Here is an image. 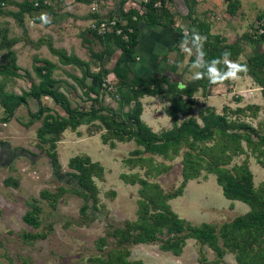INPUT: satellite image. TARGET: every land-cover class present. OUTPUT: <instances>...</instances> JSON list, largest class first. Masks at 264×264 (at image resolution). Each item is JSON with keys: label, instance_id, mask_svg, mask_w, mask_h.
Listing matches in <instances>:
<instances>
[{"label": "rangeland", "instance_id": "1", "mask_svg": "<svg viewBox=\"0 0 264 264\" xmlns=\"http://www.w3.org/2000/svg\"><path fill=\"white\" fill-rule=\"evenodd\" d=\"M174 1H165L163 7L173 19H164L163 22L168 24L171 30H174L175 26V29L180 30L178 34L187 26L192 29L191 36H195L196 23L209 20L210 24L206 23L210 25L209 34L220 37L224 43H232L231 41L234 42L235 39L241 38L245 32L254 34L253 29L264 22V16L261 14L264 11V0H240L237 9L240 10L234 16H229L226 12L224 0H217L218 2L211 0V2H216L215 10H212L210 14L207 12L211 11L207 7L210 1L184 0V3L192 10L190 12L189 9V15H191L188 19L175 17L176 9H182V12L186 9L183 6L179 8ZM107 3L99 4V6L102 10H106V16H109L112 9ZM124 3H126L124 6L126 10L133 7L139 12L143 10L142 0H124L122 5ZM53 5H58V2L56 1ZM6 9H14V7L6 6ZM84 9L81 8L77 12L81 13ZM42 14L45 13H41L40 16ZM258 15H261L260 21H257ZM23 17L22 26L19 27L12 17L0 16V29L3 27L7 29L5 38H15L9 50L18 64L16 70L18 77H14L16 78L15 83L13 82L14 84L10 86V81L14 78L10 79V83L8 82L4 89L7 91L11 87L18 93L29 87V80L22 77L23 70H27L30 76L35 77L31 70L34 57L57 62L55 55L48 51L45 44L36 43L38 39H47L55 47H63L66 54H71L72 48L75 47L82 53L81 55L86 57V50L80 45L77 47L79 40L77 35L66 33L70 31L67 28L75 25L74 21L71 22L69 18L63 19L62 17L58 19L56 15L53 17L47 15L50 21L48 23L51 25L39 27L35 26L27 15ZM5 23L10 24L9 29ZM185 34H181L180 39H186L183 37ZM186 40L190 46L189 49L192 48L193 52H196V47L189 39ZM1 41H3L2 38H0V43ZM92 45H96V50L100 48L96 41ZM92 45L90 52L93 51ZM258 46L264 47V43ZM13 47L17 52H14ZM252 50V53H255L258 50L257 45L252 46ZM5 52L6 49L2 47L0 63L5 61ZM15 53H18L17 57ZM118 53L119 50L115 48L107 58L101 61L107 70L112 67ZM169 56L172 57L170 54ZM238 59L241 57L239 56ZM88 62L93 64L89 69L94 68L95 62H97L96 66L101 65L97 60H93L94 63L91 60ZM195 68L193 64L187 77L196 73ZM62 74V70L55 73L56 76L63 78ZM238 77V79L228 80L226 85L228 91L221 86V88H216V91L211 89L208 95H201L197 92L194 96L196 104L191 114H195V108L200 103H204V106H213L217 108L216 112L220 113V106L222 107L227 102L233 109L239 104L257 102L254 101L257 96L260 99L258 102L262 101L259 88L251 92L246 89L249 86H256L251 78L247 75H238ZM105 79L111 83L115 82L112 72H108ZM104 82L106 86L108 82ZM63 83L61 81V86ZM64 85L66 87L63 86V89L65 88L64 92H66L70 105L88 109V100L79 97L80 89L75 84L64 83ZM235 95L240 97L238 101L233 100ZM75 96L78 97L77 100ZM97 99L95 106H112L113 110L118 112L116 117L119 119L126 117L133 104V102L121 104L119 95L110 94V91H102ZM43 101L52 105L49 99H43ZM139 102L142 108L140 118L152 131L161 133L170 128V120L162 109L165 103L158 96H143ZM27 103V106H18L7 122H0V264H97L91 259L104 257L110 248L122 246L127 250L126 259H138L144 264H200L197 261L200 252L208 262L217 259L214 251L191 238H186L181 252L173 255L167 251H160L157 246L159 241L153 243L129 241L116 244L114 237L110 234L114 229L124 227L126 222L134 221L139 199L138 178L145 179L149 183H156L164 193H171L177 189L182 181L180 161L181 153L186 149L183 144L179 147L177 155L171 152L161 154L144 151L133 140L113 139L104 131L101 123L94 119L81 123L74 130L66 128L59 134L53 149L56 159L53 162L45 153L48 143L41 142L39 147L37 145L35 129L40 120L36 119L30 125L25 126L29 121L27 109L36 108L33 100H28ZM98 113L105 112L102 110ZM263 117L264 112L262 111L254 118L243 116L242 119L255 127ZM181 119L179 118L178 122ZM196 121L198 124L201 123L198 119ZM101 135L104 139H101ZM78 155L87 156L91 162L95 163V169L91 175L94 192L86 199L77 194L80 187L77 185L76 171L67 165L71 157ZM246 155H249L247 164L252 173L253 185L256 187L264 182V169L254 162L248 152ZM243 157L244 155L232 157L227 167L233 163H240ZM131 180L136 181L130 183ZM57 187H61L63 191L53 194L52 197L40 195L42 190L54 192ZM175 193L165 201L173 213L190 225L210 224L215 228L216 234L222 223L248 210L245 203L226 199L215 181V175L204 168H200L197 175L186 179L180 191ZM27 203H33L39 208L36 215L37 227H32L21 219L23 213L29 209ZM83 204H85L84 209L81 208ZM25 233H41L42 235L23 240ZM217 240L220 245V237H217ZM221 249L220 262L215 264H238L234 260L233 253L224 248Z\"/></svg>", "mask_w": 264, "mask_h": 264}, {"label": "trees", "instance_id": "2", "mask_svg": "<svg viewBox=\"0 0 264 264\" xmlns=\"http://www.w3.org/2000/svg\"><path fill=\"white\" fill-rule=\"evenodd\" d=\"M49 1L55 2L56 0H0V16H11L20 27L24 15L33 19L35 14L51 13ZM77 1L89 3L91 0ZM123 1L118 0L119 8L115 17H112V14L106 16V20L114 19V23L106 31L97 34L88 27V31L92 32V35L102 46L97 54L91 53V56H96L101 63L97 66L96 71H90L87 63L72 53L66 54L63 49L52 47L49 40L38 39L36 41L37 44H45L48 51L55 55L60 63L73 64L81 71L79 77L73 75L70 77L80 89L79 97L88 100V109H80L70 105L66 95L59 89L61 81L52 77L54 63L43 58H33L31 70L37 81L34 82L30 78V73L23 70L22 77L24 76L29 80L28 89L19 93L6 91L5 85L10 79L18 76L16 74L18 68L15 64L14 55L9 50L15 38L6 39L7 29L5 27L0 29V38L3 40L0 43V49L2 47L6 49L5 61L0 63V122H7L18 106L27 104L28 98L32 99L36 108L34 110L27 109L29 121L25 126L30 125L36 119L40 120L35 129L37 145L39 147L41 142L48 143L45 153L53 162L56 161L53 149L59 134L66 128L74 130L81 123L94 119L101 123L104 131L113 139L117 141L133 140L144 151L161 154L171 152L173 155H177L179 147L183 144L186 149L181 153L182 181L180 185L175 191L164 193L156 183H149L145 179L138 178L137 194L139 199L135 209V219L126 222L124 227H118L110 233L114 237L115 243L121 244L129 241L132 243H153L159 241L157 246L160 251L178 255L184 240L191 238L200 244H205L217 256L216 260L208 262L200 252L197 259L200 264L220 262L221 248L233 253L234 260L238 264H264V182L256 187L253 185L252 173L247 164L249 155H246L248 152L254 162L264 169V117L255 127L242 119L243 116L254 118L259 106L246 104L230 109L223 105L219 113L212 106H204L203 103H200L195 108V114H191L193 106L196 104L194 99L196 91H199L201 95H206V92L218 85H223L228 89L226 86L228 79L222 83L213 84L207 77L209 69L213 66L220 76L228 71L224 59L247 65V72L238 75L249 76L259 87L262 107L264 108V47L258 46L264 43V22L253 29L254 34L245 32L241 38L234 42L224 43L220 37L209 34V25L198 21L195 32L205 37L206 40L203 43L202 39L197 40L196 36H191L192 29L187 27V32L183 37L191 41V44L196 47V52L188 55L184 69H188L193 63L196 72L204 75L203 78L194 80L193 74L189 79L178 82L175 74L138 77L132 73L130 65L135 60L140 24L144 23L149 26L160 24L170 28L163 20H172L173 17L163 7L166 0H145L141 4L143 10L140 12L134 8L123 11L120 7ZM224 1L226 2V12L232 16L239 5V1ZM6 6L16 7V10L11 11L6 9ZM189 9L192 12L190 7L188 13ZM261 14L264 16V11ZM190 15L188 14V17ZM260 20L261 15H258L257 21ZM116 29H119L118 33L115 32ZM180 35L181 33H179ZM242 37H246L247 41L257 45L258 50L239 60L238 57L243 51ZM115 48L119 50V53L110 70H107L101 61L107 58ZM225 51L230 52L231 55L222 58V53ZM108 72H112L115 82L108 81V83L106 82L107 85L104 86ZM107 87L110 89H105ZM102 91H110V94L113 95L117 93L121 104L133 102L124 119L117 118L116 113L118 112H115L110 105H94ZM143 96H158L165 103L162 109L170 120L169 129L156 133L141 120L142 108L139 99ZM42 98H48L52 103L51 107L43 103ZM77 99L78 97L75 96V100ZM238 99V96L233 97V100ZM102 110L105 113L99 114L98 112ZM179 118L182 119L178 122ZM195 118L201 123L198 124ZM101 139H104L102 135ZM238 155H244L240 163H233L227 167L232 157ZM67 165L76 171L77 185L80 187L77 194L85 199L90 194L92 195L94 185L91 175L94 172L95 163L91 162L87 156L78 155L71 157L67 161ZM200 168H204L215 175V181L226 199L237 200L248 206L246 212L222 223L218 227L217 234L215 228L210 224L190 225L184 222L173 213L165 202L173 194H176L175 192L180 191L186 179L197 175ZM62 191L61 187H57L54 192L42 190L40 195L52 197L53 194ZM27 204L29 209L23 213L21 219L26 224L37 227L38 218L36 215L39 208L33 203ZM81 208L84 209L85 204ZM40 235L42 234L25 233L23 240L36 238ZM217 237H220V245ZM126 256L127 250L123 246L112 247L105 253L104 257H95L91 261L97 264H144L138 259L128 260Z\"/></svg>", "mask_w": 264, "mask_h": 264}, {"label": "crops", "instance_id": "3", "mask_svg": "<svg viewBox=\"0 0 264 264\" xmlns=\"http://www.w3.org/2000/svg\"><path fill=\"white\" fill-rule=\"evenodd\" d=\"M56 1L58 2V5H53ZM56 1L55 2H50V1L48 2L51 5V11H50L51 13H45V14L49 15L50 17H53L54 15H56V17L58 19H60L62 17L63 19L69 18L71 22L74 21L75 25L70 26L71 28H67V29H70V31H68L66 33H67V35H69V34L77 35V37L79 38V40L77 41V47L80 45V46H82V48L84 50H86V53H85L86 57L84 55H81L82 53L77 51V49H75V47L72 48L73 51H71V52L78 59L85 61L88 64V67L91 68V66L93 64L91 62H88L89 60H91L92 62H93V60L99 61L96 56H91V53L93 52V53L97 54V52H99L102 49V46H101L100 42L92 35V32L88 31V24L93 19H104V16H106L107 11L102 10V8L99 6V4H103L105 2L106 3L108 2L110 4L109 8L112 9L110 13L112 14V17H115L116 13L118 11V8H119L118 7V5H119L118 0H91L89 3H83V2H80L77 0H56ZM175 1H176V5H178L179 8L181 6H183L186 9L185 12H182V9H176V11L174 12L175 17L177 18L179 16V19H183V18L188 19V14H189L188 13V7L184 3V0H175ZM175 1H174V3H175ZM208 1H210V2H208L209 4L207 5V7L209 9H211V11H209L207 8H204V9H207L208 10L207 12L210 14V13H212V10L213 11L215 10L214 4L217 0L213 1V2H211V0H208ZM238 1H239V5H240V0H238ZM126 3H124L123 5L120 4V7L123 11L126 10V9H124V6L126 5ZM220 3L221 2H219V4ZM164 5H165V3H164ZM239 5L237 6V9L239 8ZM53 8H54V10H52ZM81 8L82 9L86 8V9H84V11L81 13L77 12V11H79V9L81 10ZM224 8H225V5H224ZM237 9L235 10V12L232 16H234L235 13L240 10V9L239 10H237ZM10 10L15 11L16 7H14V9H10ZM40 14L37 16L35 15V17L33 19L28 16V19L32 20V22L35 24V26L38 25L39 27H42V25H43L45 27H49L51 24L45 23L40 18L41 17ZM4 17H11V16H9V15L5 16L4 15ZM23 20H24V17L22 18V23H23ZM201 21L205 22V23H209V20H205V21L201 20ZM51 23H54V22L51 21ZM5 26H8V29H9L10 24L8 25L7 23H5ZM29 31H31L30 27H29ZM139 31H140V33H139V37H138V43L136 45L135 60L130 65L132 68L133 74H135L138 77H145L146 75H157V74H168V75L169 74H175L176 80L178 82H183V81L190 78L187 76H188V72L190 71L191 67H193V63L189 66L188 69H184V67H185L188 55L190 53H192L194 51V49L193 50H192V48L189 49L190 46H189V44L186 43L187 42L186 39H180L179 38L180 36L178 34V31H180V30L175 29V26H174V30L173 29L171 30L169 27H166V26L160 25V24L159 25L154 24V25L149 26V25H145L144 23H142L139 26ZM185 32H187V26L185 27L184 30H181L180 33L185 34ZM94 41H96L98 43V45H100V48L97 50H96V45L95 46L92 45V43ZM242 41H243V43H242L243 44L242 45L243 51L239 56L241 57V59H244L245 55L252 54V51H253L252 46H255V45H253L252 43L247 41L246 37H242ZM231 42H233V41H231ZM51 45L54 48H60V49L65 50L61 46L55 47L53 44H51ZM91 45L93 47L92 52H90V49H92L90 47ZM13 49H14V52H17V51H15V47H13ZM184 49H187V51L185 52ZM250 50H251V52H250ZM169 54L172 55V57L169 56ZM15 55L17 57L18 53H15ZM241 59H239V60H241ZM47 60L50 61V59H47ZM56 61L57 62H54L53 60H51V62L54 63V65H55L53 72H52V77L55 79H58L60 81H63L64 83H67V84L71 83V85H74V82L72 81L70 75L79 77L80 71L78 70V68L73 64H62L58 61L57 58H56ZM96 63L97 62H95L94 68L90 69V71H96L97 66H98V65L96 66ZM15 64L18 66V64L16 62H15ZM61 70L63 73L62 74L63 78L60 77L59 75L58 76L55 75V73L57 71L61 72ZM16 77H18V76H16ZM30 78L34 82L37 80V78L34 77L33 75H31ZM15 81H16V78H14L13 81H10L11 83L9 82L10 83L9 85L11 86V84L13 82L15 83ZM64 83H63V86L66 87V85H64ZM63 86L59 87V89L64 95H66L65 94L66 92H64L65 88L63 89ZM221 86H223V85H218L212 89H215L214 91H216V88H219V87L221 88ZM256 88L258 90L259 87L257 85L255 87H251V86L246 87V89L249 92H251L253 89H256ZM224 89H226V88L224 87ZM7 91H12L14 93H18L17 91L15 92L14 90H12L11 87ZM226 91H228V90L226 89ZM197 92H199V91H196L194 93V96L196 95ZM210 93H211V90L206 92V95H208ZM214 93H216V92H214ZM78 94H79V92H78ZM235 96H238V95H235ZM258 98L259 97L257 96L254 99V101L256 100L257 102H254V103L249 102L248 104L258 105L259 110L257 111V113H260L262 111L264 112V108L262 107V101L258 102L260 100ZM43 99H48V98H42L41 99V101L44 103ZM28 100H32V99L28 98L27 102H28ZM238 100H235V101H238ZM27 104H25V105L27 106ZM45 104L51 107V105H49V103H45ZM223 105H226L229 107L228 102L224 103ZM238 106L241 107L244 105L239 104ZM220 108H221V106H220ZM214 109H215V111L217 110V108H214ZM230 109H232V108H230ZM30 110H33V109H30Z\"/></svg>", "mask_w": 264, "mask_h": 264}, {"label": "clouds", "instance_id": "4", "mask_svg": "<svg viewBox=\"0 0 264 264\" xmlns=\"http://www.w3.org/2000/svg\"><path fill=\"white\" fill-rule=\"evenodd\" d=\"M40 18L45 23L50 22L48 17H47V14H42ZM194 34H195L197 40H200L202 38L203 43H204V41L206 40L205 37L200 36L196 32H194ZM184 51L186 52L187 49H184ZM230 55H231L230 52L225 51L224 53H222V58L229 57ZM224 63L227 65L228 71L223 76H220L216 72L214 66L209 69V74L207 75V77H208L210 83H213V84L222 83L225 79H238L239 78L238 77L239 73H244V72H247V70H248L246 64H239V63L231 61L230 59H224ZM203 77H204V75L200 74L199 72H196L193 75V79L194 80H199V79H201Z\"/></svg>", "mask_w": 264, "mask_h": 264}, {"label": "built area", "instance_id": "5", "mask_svg": "<svg viewBox=\"0 0 264 264\" xmlns=\"http://www.w3.org/2000/svg\"><path fill=\"white\" fill-rule=\"evenodd\" d=\"M142 1H145V0H142ZM114 23V19H109V20H106L105 18L104 19H93L89 22L88 24V27L91 29V30H94L97 34H101L103 33L104 31H106L110 25H112ZM116 33L119 32V29H116L115 30ZM105 81L108 82L107 79H105ZM108 89H110V87H107Z\"/></svg>", "mask_w": 264, "mask_h": 264}]
</instances>
